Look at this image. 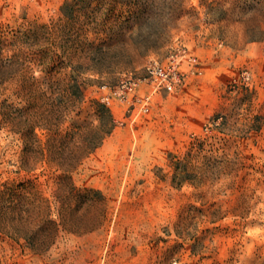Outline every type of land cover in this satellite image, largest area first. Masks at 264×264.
<instances>
[{"label":"rangeland","instance_id":"rangeland-1","mask_svg":"<svg viewBox=\"0 0 264 264\" xmlns=\"http://www.w3.org/2000/svg\"><path fill=\"white\" fill-rule=\"evenodd\" d=\"M0 264H264V0H0Z\"/></svg>","mask_w":264,"mask_h":264},{"label":"built area","instance_id":"built-area-1","mask_svg":"<svg viewBox=\"0 0 264 264\" xmlns=\"http://www.w3.org/2000/svg\"><path fill=\"white\" fill-rule=\"evenodd\" d=\"M185 62L190 66L188 71L183 69ZM201 72L197 57L190 54L186 47H178L167 55L165 62L150 59L145 65L144 73H129L114 84H103L102 88L106 92L101 94L100 99L108 105L112 101L122 103L126 117L135 120L139 113L149 111L155 94L161 91L172 92L190 73ZM125 118L116 121L123 124Z\"/></svg>","mask_w":264,"mask_h":264},{"label":"trees","instance_id":"trees-1","mask_svg":"<svg viewBox=\"0 0 264 264\" xmlns=\"http://www.w3.org/2000/svg\"><path fill=\"white\" fill-rule=\"evenodd\" d=\"M100 107L104 110L107 111V107H105L103 104H100ZM110 131V127H107V129H105L104 133H108Z\"/></svg>","mask_w":264,"mask_h":264}]
</instances>
